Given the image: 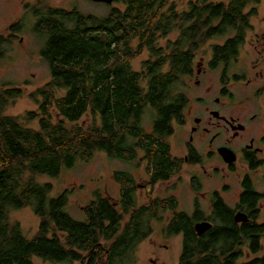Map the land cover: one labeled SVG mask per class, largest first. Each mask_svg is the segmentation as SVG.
I'll use <instances>...</instances> for the list:
<instances>
[{
  "label": "trees",
  "instance_id": "16d2710c",
  "mask_svg": "<svg viewBox=\"0 0 264 264\" xmlns=\"http://www.w3.org/2000/svg\"><path fill=\"white\" fill-rule=\"evenodd\" d=\"M46 1L27 8L38 19L35 33L44 42L41 56L51 68V80L27 95L0 73V264H37L35 258L52 264H139L140 244L153 235L154 222H165L167 210L173 216L163 234L183 236L178 264H240L247 251L260 254L264 225L236 223L235 211L218 194L212 196V217L179 211L174 196L140 205L136 183L124 172L116 175L122 186L119 204L96 192L85 219L76 220L69 213L72 190L55 194L54 185L42 180H59L103 152L147 165L152 189L171 181L187 163L172 154L168 140L175 124L184 123L194 65L211 41L223 40L210 46L207 65L229 80V68L253 31L256 13L246 10L264 0H189L183 11L176 0H118L114 4L124 10L114 8L104 17L50 7ZM26 17L9 28V35H0V72L6 47L23 33ZM176 32V41L157 46ZM144 51L153 59L135 71L132 60ZM27 96L36 111L7 114ZM147 110L153 115L151 132L144 126ZM87 115L92 122L85 125ZM199 162L191 156L188 163ZM263 165L255 161L251 168ZM244 188L240 208L257 209L252 182L247 180ZM27 207L41 219L34 239L11 220L12 212ZM202 221L214 227L199 236L195 225ZM242 264H264V257Z\"/></svg>",
  "mask_w": 264,
  "mask_h": 264
},
{
  "label": "rangeland",
  "instance_id": "374dc122",
  "mask_svg": "<svg viewBox=\"0 0 264 264\" xmlns=\"http://www.w3.org/2000/svg\"><path fill=\"white\" fill-rule=\"evenodd\" d=\"M42 0H0V35H9V28L27 18L25 29L18 35L11 46H7V60L1 68V75L8 83L19 85L27 91V95L33 94L38 89L46 86L51 80L52 72L49 64L41 56L44 42L35 33L38 19L28 10V5L39 4ZM178 9H186L189 0H176ZM213 2H226L227 0H212ZM50 7L62 8L65 10L78 9L86 14H93L100 17L107 16L114 8L124 10L122 4L108 5L96 3L89 0H47ZM45 2V3H46ZM52 5V6H51ZM254 9L255 16H252L251 23L253 31L248 33L247 42L240 52L237 62L229 68L230 79L224 77L222 70H212L209 75L202 78V84L196 85L195 80L188 81L190 104L186 110L185 122L181 125L175 124L174 135L169 138L172 154L181 159H186V145L190 142L191 125H195L196 118L206 121L209 114L207 107L215 105V98L221 97L222 91L230 89L233 98L225 100L222 114L240 113L247 118L258 114L264 119V2L259 6H250L246 13ZM179 34L173 33L167 38L160 39L157 46L165 47L166 42L176 41ZM223 40H214L210 44L222 45ZM139 44L135 42L133 48ZM210 45V46H211ZM207 46L202 57L205 61L211 59V48ZM148 51L138 54L132 60L135 71L145 69L144 64L153 59ZM201 61V62H202ZM243 77L244 80L236 79L235 76ZM38 106L28 96L19 100L16 106L11 107L7 114L11 116H23L27 111H36ZM151 110L146 111L144 126L148 132L152 130ZM194 120V122L192 121ZM82 122L87 125L92 122L91 116L87 115ZM185 124V125H184ZM263 126L257 123L254 130L259 131ZM216 133L219 131L215 130ZM198 136V135H197ZM231 138L230 132L222 134L217 144L226 142ZM197 157L200 163L191 165L186 163L181 171L174 176L171 181L158 184L154 189L150 187L147 165H132L130 163L109 157L106 153L98 152L90 163L79 164L75 169L67 171L58 179H43L55 187V194L65 190H72L70 197L69 213L76 220L85 219L84 212L88 208L90 201L94 199L96 192H101L103 197L110 199L113 203L121 200L122 186L117 182L116 175L128 173L136 183L137 198L140 205L146 204L153 199L168 198L174 196L178 201V209L189 215L203 212L206 217L210 215V194L217 193L221 199L232 210L237 209L242 193L241 175L247 171L245 163L239 161L235 168L236 171H227V164L221 157L212 153L208 139L200 135L196 141ZM223 145V144H222ZM255 188L264 191V169L251 173ZM195 187L200 189L195 190ZM213 204V202H212ZM198 207V208H197ZM260 207L262 212L259 215V222L264 223V201ZM164 223H155L153 235L138 248L139 264H178L182 253V237L167 238L163 234V228L172 219V213L168 212L162 217ZM11 220L21 225L24 234L29 239H34L39 232L41 219L34 213L33 209L27 207L11 214ZM252 256H250L251 258ZM247 258L239 261L244 263ZM37 264H52L34 259ZM79 264V263H76Z\"/></svg>",
  "mask_w": 264,
  "mask_h": 264
},
{
  "label": "flooded vegetation",
  "instance_id": "af4514ba",
  "mask_svg": "<svg viewBox=\"0 0 264 264\" xmlns=\"http://www.w3.org/2000/svg\"><path fill=\"white\" fill-rule=\"evenodd\" d=\"M202 60H204L202 57L198 59V61L193 67V73L188 79V81L195 80V83L198 86L202 84V78L208 76L209 72H212V66L207 65L208 61H205L204 63V61ZM232 98H233V94L231 93L230 89L223 90L221 97L215 98V105L213 104V106L206 108V111L209 114V118L206 121H204V119L202 118L195 119V120H199V122H195V125H191L192 132L190 135V142L185 144L186 150H187L186 151L187 153L186 162L188 163L190 161L191 156L198 155V151H196L195 143L198 140V137L200 135H204L206 142L208 139V143H209L208 146L210 148L209 154L211 156H212V153H214L217 156L221 157L219 154V149L221 148H229L233 150L235 154L237 155V163L239 161L240 162L243 161L245 163L246 170H247L241 175L242 177L241 196H242L243 194L247 192V191L245 192V188H244V184L246 183L247 180H250L252 182L253 187L255 188L251 173L260 171L261 168L264 169V165L260 166L257 169L251 168L255 161H264V119L260 118L258 114H254L253 116L243 121L244 116L240 113H234L230 115L222 114L221 112L222 108L226 104L225 100L230 101ZM216 113H219V116H216L215 115ZM192 121L194 122V120ZM184 122L186 124L187 120ZM257 123L263 125L259 128V131L254 130L255 125ZM216 129L219 130L217 133L215 131ZM225 132H230L231 138L227 139L226 142H220V144H217V148L215 149V151H212V148L213 149L215 148V143L219 141L222 134H224ZM200 162H201V159H200ZM235 165H228L226 168L227 171L229 172L236 171L237 168H235ZM256 191L258 192V195H259L257 209L249 210V208L247 207L240 208V205H241L240 204L241 197H240V201L236 205L237 209H235L234 211H235V214L238 212H243L244 214L248 216V222H246V224L257 223V224L264 225V223H260L258 219L259 215L262 212V208L260 207V205L264 201V191H258V190ZM216 194H218V192L210 194V206H211V210L209 212L210 217H212V196L213 195L216 196ZM168 212L170 211L167 210L166 213ZM171 213L173 216V212ZM172 237H183V236L178 235V236H172ZM172 237L168 236L167 238H172ZM250 256L252 257L250 258ZM263 257H264V244L262 246L260 254L253 255L251 252H248V251L246 252V258L248 260H254V259L263 258Z\"/></svg>",
  "mask_w": 264,
  "mask_h": 264
},
{
  "label": "water",
  "instance_id": "95a60500",
  "mask_svg": "<svg viewBox=\"0 0 264 264\" xmlns=\"http://www.w3.org/2000/svg\"><path fill=\"white\" fill-rule=\"evenodd\" d=\"M96 3H105L108 5H113L118 0H89ZM216 116H219V113L215 114ZM199 122V120H197ZM219 154L223 158L226 164L228 165H234L237 162V155L235 152L229 148H221L219 149ZM235 222L238 224L246 223L248 222V216L244 214L243 212H238L235 214ZM214 227V225L211 222L208 221H202L198 222L195 225L196 233L199 236H202L207 231L211 230Z\"/></svg>",
  "mask_w": 264,
  "mask_h": 264
}]
</instances>
